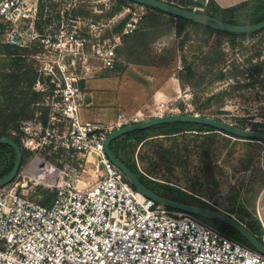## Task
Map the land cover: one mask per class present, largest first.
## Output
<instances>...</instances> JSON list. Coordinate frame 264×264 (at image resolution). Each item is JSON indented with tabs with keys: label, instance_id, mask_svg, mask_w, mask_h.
Here are the masks:
<instances>
[{
	"label": "built area",
	"instance_id": "1",
	"mask_svg": "<svg viewBox=\"0 0 264 264\" xmlns=\"http://www.w3.org/2000/svg\"><path fill=\"white\" fill-rule=\"evenodd\" d=\"M205 5L193 10L204 12ZM48 10L50 24L40 29ZM65 13L62 9L53 17L47 0L0 3L1 42L30 51L37 72L33 90L41 95L32 115L12 132L30 158L13 181L0 187V264H264L262 252L202 217L147 197L109 159L104 142L115 129L83 117L89 92L82 81L91 67H116L117 47L137 29L138 18H130L112 36L101 31L86 36V17ZM182 101L175 111L153 117L198 114L192 103ZM232 116L231 122L217 120L264 132V112L263 122L255 120L263 128L243 127L240 122L247 116ZM119 120L116 129L145 121L122 115ZM38 187L52 194L50 205L26 191ZM263 193L264 188L254 216L264 244Z\"/></svg>",
	"mask_w": 264,
	"mask_h": 264
},
{
	"label": "rangeland",
	"instance_id": "2",
	"mask_svg": "<svg viewBox=\"0 0 264 264\" xmlns=\"http://www.w3.org/2000/svg\"><path fill=\"white\" fill-rule=\"evenodd\" d=\"M47 1L53 17L62 9L66 10V17L67 14L80 16V12H85L86 15L81 16L87 19L86 36H92L99 31L103 35L112 36L119 33L118 28H124L130 18H138L137 31L132 32L129 37H124L122 44L117 47L120 60L116 67L104 71L91 67L89 75L82 81L84 89L89 92V105L82 111L84 118L102 124L104 129L114 130L121 115L127 118L138 117L141 121L147 120L158 111H175L184 99L187 103H192L193 112L200 115L231 122L235 119L233 114H244L247 117L240 122L243 127L263 128V124L256 123L255 120L262 118L263 122L264 32L246 39L224 38L221 42L222 50L226 53V61L228 58L232 60L225 72L235 66L242 74L211 83L212 72L209 71L207 75L199 51L203 47H209L212 42L215 43L217 38L219 43L218 35L213 34L209 41L205 42L204 34L196 32V29L190 26L188 31L179 32L175 27V20L170 16L163 17L160 30H147V23L143 20L148 15V10L145 6L135 3L117 4L116 0ZM262 1L264 3V0H261V3L241 8L232 12V15L240 20H249L256 16L255 11ZM201 2L210 5L209 0ZM42 3L40 10L43 14L45 3L44 8ZM47 14L48 16L45 19L42 16L38 23L40 29L50 24L52 17L49 10ZM1 41L0 39V43ZM137 47L140 50H134ZM119 48L126 52L131 61L121 57ZM139 57L150 63L135 62ZM183 60L194 69L185 67ZM256 65L261 70L258 69L259 74H253V67ZM174 79L180 82V88L176 87ZM240 84L248 85L241 87ZM191 96L192 98L188 99ZM138 112L141 115H135ZM203 134L206 135L196 138L194 134H190L179 136L173 141H165V146L174 144L175 150L179 152L168 162L159 161L158 148L156 149L153 140L138 142L140 136L120 137L116 147L130 165L148 179L156 191L176 197L182 196L192 201L203 200L244 223L256 219L254 212L263 188H260L254 203L252 201L250 204L247 199L252 197L251 189L258 186L260 177L257 168L261 167L264 172V143L258 145L242 140L245 142L236 144V156L229 164L226 152L234 142H238L235 141L237 137L229 142V147L224 148L225 142L221 141V138L209 132ZM257 145L261 147V156L255 159L250 170L244 171L238 154H246L258 147ZM216 154L220 156L216 158ZM53 157L51 155V158ZM154 162H160V166L154 168ZM21 181L23 183V179ZM26 191L40 201L52 195L47 196L48 193L39 187L36 191L31 188ZM237 196L238 198H235ZM215 224L225 225L218 220L213 222V225ZM232 229H229V233L235 234Z\"/></svg>",
	"mask_w": 264,
	"mask_h": 264
},
{
	"label": "trees",
	"instance_id": "3",
	"mask_svg": "<svg viewBox=\"0 0 264 264\" xmlns=\"http://www.w3.org/2000/svg\"><path fill=\"white\" fill-rule=\"evenodd\" d=\"M169 3L175 4L179 7L193 10L194 7H203L205 5L204 2H201V0H164ZM261 0H247L243 3L237 4L235 6L229 7V8H221L219 5H217L213 0H209L210 5H205V11L203 13L212 16L224 23L232 24V25H251L256 24L258 22H261L264 20V3L262 1V4L258 7V9L255 11V15L253 18L249 20H240L237 19L235 16L232 15V12H237V10H240L241 8L247 7V6H254L257 3H261ZM117 4H125V3H134L128 0H116ZM213 4V5H212ZM42 3V8L43 7ZM148 10V15L145 16L144 20L147 23V30H160L163 26V17L164 16H170L175 20V27L179 32L182 31H188L189 26L191 28H195L196 32H202L204 34V41L208 42L209 38L214 34L219 36L220 42L217 43L218 38L216 39L215 43H211L209 47H203L199 53L201 54L200 60L203 66L206 67L207 75L208 72H212V77L210 78L211 83L218 82L221 80H224L225 78L231 76L235 77L239 74H242L241 71H239L238 67H233L232 70L225 72L223 71V67L226 64V53L222 50L221 42H223V39H234L242 38L246 39L251 36H254L256 34H260L264 32V29L261 31H258L253 34H232L227 32H222L218 30H214L210 27L195 23L193 21L187 20L182 17L170 15L160 9L152 8L145 6ZM76 13V12H75ZM77 15V14H75ZM79 15H86L85 12H80ZM122 27L118 28V32L122 31ZM137 30H135L133 33H135ZM189 33V32H188ZM131 34L124 35L123 38L129 37ZM222 39V41H221ZM212 45V46H211ZM134 50H140V48H134ZM24 50L12 46L7 43H0V138H11L13 141L18 143L21 148L22 144L17 135H13L12 131H18L19 129V122L22 118H26L32 115L34 110V104L40 101L41 95L36 93L33 90V84L35 83L37 79V72L32 66V63L23 56ZM119 54L122 58H127L129 61H131V58L127 56L126 52L119 48L118 50ZM140 53V52H138ZM198 53V54H199ZM127 56V57H126ZM137 63H144L148 64L150 62L142 59L137 58L135 60ZM185 63V67H188L189 70H192V66L190 64H187L186 60H183ZM191 67V68H190ZM252 69V68H251ZM254 73L253 74H259V68L256 66L253 67ZM259 69V70H258ZM257 70V71H256ZM261 71V70H260ZM209 72V73H210ZM248 84H240L241 87H246ZM204 132H209L210 134L217 136L221 138V141H224V148L229 147V142L234 136L228 135L223 132L217 131L215 128L203 124H197V123H186V122H178V123H171V124H163L159 126H154L149 129L145 130H137L134 132H130L128 134H125V137H135L140 136L138 142H146L147 140H153L156 144V149L158 148V156L160 162H168L169 159H173L176 154H179L178 150H175L174 144L171 146H165V141H173L176 140L179 136H187L190 134H194L196 138L201 137ZM121 136V137H124ZM120 138V137H119ZM119 138L114 140L110 146L111 151L115 154L117 158H119L121 161H123L125 164H127L141 179V181L152 191H155V187L151 185L148 182V179L134 166L130 165V163L122 156V154L119 153L117 150V143ZM243 139L237 138L238 142H234L233 146L229 147V150L226 152V158L229 162V164L234 160L233 158L236 156V144H239V142H245L242 141ZM248 143H258L263 144L264 141H255V140H248ZM243 144V143H241ZM257 145V146H258ZM260 146L255 147L254 150H251L249 152H246V154H238L240 155L241 163L240 165L243 167L244 171L250 170L254 163L255 159L259 158L261 156ZM214 150V149H213ZM23 151V161L22 164L26 163L28 159L30 158L29 152H27L25 149L22 148ZM199 153V151H198ZM221 154V153H219ZM219 154H216V158ZM208 155V154H207ZM220 156V155H219ZM16 159V152L14 148L7 144H0V178H3L7 176L15 163ZM160 162H154L153 166L156 168L157 166H160ZM259 172V181L258 186L253 187L255 189H251L252 191V197L250 199H247V202L252 204L255 202V199L260 191V188H264V172L261 167H258ZM239 190V189H238ZM241 192V191H240ZM239 192V193H240ZM239 193L238 196L240 195ZM161 196L170 198L175 201H181L177 198H174L176 196H171L167 193L159 192ZM49 194H47L48 196ZM51 195V194H50ZM235 197V198H238ZM52 195L49 197H45L41 200V202L45 205H50L52 202ZM179 198V197H178ZM184 198V197H180ZM200 204H195L191 202H184L188 204H194L199 205L202 207L212 208L216 209L215 206H212L208 204L205 201H198ZM205 221L213 224L215 220H209L202 218ZM247 228L255 234L257 237L260 238L261 233V226L257 219H250L248 223H245ZM217 226V224H215ZM220 229H222L224 232H226L229 236L236 238L237 240L241 241L242 243L252 247L249 242L244 239L235 229H232V227L228 225H222L217 226ZM229 229H232L235 234L229 233Z\"/></svg>",
	"mask_w": 264,
	"mask_h": 264
},
{
	"label": "water",
	"instance_id": "4",
	"mask_svg": "<svg viewBox=\"0 0 264 264\" xmlns=\"http://www.w3.org/2000/svg\"><path fill=\"white\" fill-rule=\"evenodd\" d=\"M2 1L3 0H0V3ZM128 1L134 2L142 6L157 8L170 15L182 17L187 20L193 21L195 23L222 32L243 35V34H253L264 29V20L251 25H232V24L224 23L203 12L185 9L164 0H128ZM178 122L197 123V124L211 126L215 128L217 131L226 133L228 135L243 140L264 141V132L241 129L238 127L231 126L215 118L198 115V114H169L161 117H153L138 123L127 124L121 128L115 129L114 131L109 133L105 139L104 142L105 151L109 159L122 171L126 179L136 189H138L140 192L145 194L147 197L154 199L156 202L163 203L164 205L172 209L183 210L209 220H218L235 229L244 239H246L249 242V244L254 249L264 254V244L255 234H253L247 228L246 225L241 223L239 220H237L227 212L219 209H212V208L202 207L199 205L182 203L155 193L141 181L139 176L127 164H125L123 161L117 158L115 154L111 151L110 146L112 142L117 138L124 136L125 134L137 130L149 129L154 126L178 123ZM0 144L10 145L14 148L16 152V159L11 172L7 176L0 178V187H3L8 183H10L11 181H13L17 176L23 161V151L21 146L15 141H13L11 138H0Z\"/></svg>",
	"mask_w": 264,
	"mask_h": 264
},
{
	"label": "crops",
	"instance_id": "5",
	"mask_svg": "<svg viewBox=\"0 0 264 264\" xmlns=\"http://www.w3.org/2000/svg\"><path fill=\"white\" fill-rule=\"evenodd\" d=\"M217 5H219L221 8H229V7H232V6H235L237 4H240V3H243L247 0H213ZM175 81V84H176V87L179 86L180 88V82L177 80V79H174ZM162 92V91H161Z\"/></svg>",
	"mask_w": 264,
	"mask_h": 264
},
{
	"label": "flooded vegetation",
	"instance_id": "6",
	"mask_svg": "<svg viewBox=\"0 0 264 264\" xmlns=\"http://www.w3.org/2000/svg\"><path fill=\"white\" fill-rule=\"evenodd\" d=\"M25 52H24V54H23V56L24 57H26L31 63H32V66H34V64H33V61L30 59V57H29V55H30V51L29 50H24ZM155 193H157V194H159V192L158 191H154ZM174 198H177V199H179V200H181V201H179V202H182V203H184V202H191V203H195V204H200L198 201H192V200H190V199H187V198H178V197H174Z\"/></svg>",
	"mask_w": 264,
	"mask_h": 264
}]
</instances>
